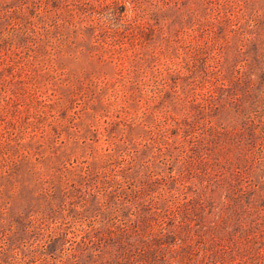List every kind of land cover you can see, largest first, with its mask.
Returning a JSON list of instances; mask_svg holds the SVG:
<instances>
[{"label": "rangeland", "instance_id": "rangeland-1", "mask_svg": "<svg viewBox=\"0 0 264 264\" xmlns=\"http://www.w3.org/2000/svg\"><path fill=\"white\" fill-rule=\"evenodd\" d=\"M0 264H264V0H0Z\"/></svg>", "mask_w": 264, "mask_h": 264}]
</instances>
